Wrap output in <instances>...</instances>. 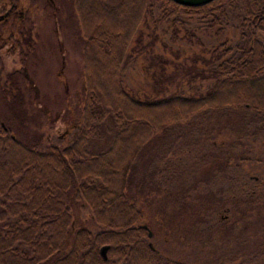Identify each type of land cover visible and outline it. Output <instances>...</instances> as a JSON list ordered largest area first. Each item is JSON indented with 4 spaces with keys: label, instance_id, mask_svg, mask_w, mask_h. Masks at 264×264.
Instances as JSON below:
<instances>
[{
    "label": "trees",
    "instance_id": "1",
    "mask_svg": "<svg viewBox=\"0 0 264 264\" xmlns=\"http://www.w3.org/2000/svg\"><path fill=\"white\" fill-rule=\"evenodd\" d=\"M64 1L84 38L80 117L72 139L58 146L41 144L39 138L23 142L0 115V264H186L149 245L137 196L172 189L183 194L171 199L174 208L189 206L184 195L196 190L191 185L197 178L191 176L183 187L187 172L183 176V158L175 152L161 157L163 166L147 168L138 158L155 136L169 137L182 122L195 123L201 112L248 110L253 120L264 123V0H210L199 5L172 0ZM183 17H197L217 38L223 19L234 21L239 36L232 43L201 47L207 57L192 59L193 75L213 82L198 94L176 92L150 99L132 95L123 86L122 68L130 43L140 42V25L161 19L175 25ZM27 33L22 42L29 46ZM17 74L16 69L0 74V96L22 123L26 114ZM102 135H108L105 147L94 149L92 141ZM217 145L211 141L213 152L201 161L192 158V169L207 166L197 175L198 190L209 184L210 167L227 165L226 153L213 148ZM203 196H210L209 191ZM71 197L88 207L96 228L71 229ZM156 201L167 206L162 198ZM105 243L104 259L99 247Z\"/></svg>",
    "mask_w": 264,
    "mask_h": 264
},
{
    "label": "rangeland",
    "instance_id": "2",
    "mask_svg": "<svg viewBox=\"0 0 264 264\" xmlns=\"http://www.w3.org/2000/svg\"><path fill=\"white\" fill-rule=\"evenodd\" d=\"M18 1L24 8L19 31L25 35L29 32L30 45L23 41L18 52L0 53V74L19 69L16 82L22 93L26 120L21 123L14 119L1 96L0 115L23 142L39 138L41 144L50 141L61 146L72 139L73 125L80 117L84 38L68 2ZM223 20L218 38L213 29L203 28L197 17H183L182 23L175 25L165 19L150 21L148 25L142 23L140 42L130 43L129 56L122 68L124 88L136 97L149 99L176 92L190 95L205 91L213 79L193 75L192 59L198 55L207 57L201 47L209 49L218 41L227 45L239 36L233 19ZM22 66L30 82L20 73ZM43 107L46 112L41 110ZM253 117L248 110L230 108L198 113L195 123L182 122L169 137L155 136L138 158L147 168L163 166L164 158L175 152L183 158L179 163L183 176L187 172L183 187L191 183V176L197 178L191 185L197 191L184 195L189 206L174 208L171 199L183 194H174L172 189L137 196L143 212L140 223L151 233L147 239L165 257L186 264H264V123ZM107 139L108 135H102L92 141L93 148H104ZM211 141L218 144L213 147L215 150L226 153L227 165L210 167L209 184L198 190L197 175L207 166L192 169V158L196 156L201 161L208 152H213ZM228 145L231 147L227 148ZM247 178L251 182H245ZM241 188L246 189L247 195L240 193ZM207 191L210 196H203ZM161 198L167 206H160L161 202L158 205L156 200ZM69 211L72 230L96 228L81 200L71 197Z\"/></svg>",
    "mask_w": 264,
    "mask_h": 264
},
{
    "label": "flooded vegetation",
    "instance_id": "3",
    "mask_svg": "<svg viewBox=\"0 0 264 264\" xmlns=\"http://www.w3.org/2000/svg\"><path fill=\"white\" fill-rule=\"evenodd\" d=\"M24 8L18 0H4L0 3V53L21 50L22 34L20 16L23 15ZM2 50V51H1ZM24 66L21 67L20 73L25 77ZM19 73V69H16ZM18 76V74H17ZM28 82V78H26ZM42 111L46 112V108H41ZM231 146L228 145L227 148ZM226 150V149H225ZM247 180H245L246 182ZM240 193L246 194L245 188H241ZM233 195V194H232ZM235 195V194H234ZM233 195V196H234ZM229 207H224L227 210Z\"/></svg>",
    "mask_w": 264,
    "mask_h": 264
},
{
    "label": "water",
    "instance_id": "4",
    "mask_svg": "<svg viewBox=\"0 0 264 264\" xmlns=\"http://www.w3.org/2000/svg\"><path fill=\"white\" fill-rule=\"evenodd\" d=\"M172 1L179 3V4H184V5H199V4L209 2L210 0H172ZM24 70H25V68H24ZM24 74H25V77L28 78L27 72H25ZM144 227H146V226L144 225ZM150 234H151L150 231L147 230V236H150ZM149 245H150V242H149ZM107 248H108V244H106V243L102 244L99 247V252L104 259L106 258V249Z\"/></svg>",
    "mask_w": 264,
    "mask_h": 264
}]
</instances>
